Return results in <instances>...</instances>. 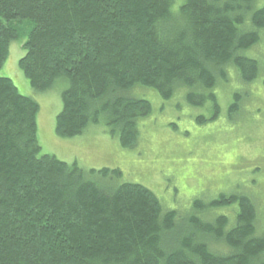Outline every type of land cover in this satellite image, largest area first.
Listing matches in <instances>:
<instances>
[{
	"label": "trees",
	"instance_id": "1",
	"mask_svg": "<svg viewBox=\"0 0 264 264\" xmlns=\"http://www.w3.org/2000/svg\"><path fill=\"white\" fill-rule=\"evenodd\" d=\"M0 0V69L23 34L19 68L37 92L66 79L55 133L80 136L103 119L123 148H133L138 121L151 105L127 96L135 86L203 106L232 76L250 84L264 65L242 53L264 31L257 0ZM197 92H200L197 93ZM208 92V93H206ZM237 92L229 107L239 109ZM38 104L0 77V264H264V228L253 200L219 195L178 218L144 186H102L75 163L40 156ZM198 123L207 120L200 117ZM100 179V178H98ZM235 205L233 223L215 215Z\"/></svg>",
	"mask_w": 264,
	"mask_h": 264
},
{
	"label": "rangeland",
	"instance_id": "2",
	"mask_svg": "<svg viewBox=\"0 0 264 264\" xmlns=\"http://www.w3.org/2000/svg\"><path fill=\"white\" fill-rule=\"evenodd\" d=\"M183 0H175L174 10ZM258 6L264 0H257ZM26 36L13 40L0 77L10 79L21 96L33 99L39 107L36 117L40 156L52 155L68 165L75 163L88 173L103 169L119 170L121 176L105 179L98 173L92 178L102 186L132 183L152 191L164 211H175L178 218L192 212L196 201L203 204L219 195L244 194L257 210L258 227L264 228V72L250 83L232 76L220 82L213 92L219 106L215 120L212 104L187 103L188 88H178L165 100L157 91L135 86L127 96L150 103L151 111L138 121L139 136L135 147L123 148L117 136L107 132L102 119L73 138L55 133L56 116L61 111V92L68 86L64 78L44 92L31 88L19 68L24 56ZM264 65V31L259 43L242 53ZM242 94L239 109L230 115L233 96ZM200 94V92H197ZM208 93V92H206ZM207 121L198 123V118ZM100 178V179H98ZM236 206L220 207L215 215H226L233 223Z\"/></svg>",
	"mask_w": 264,
	"mask_h": 264
}]
</instances>
